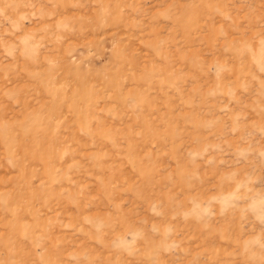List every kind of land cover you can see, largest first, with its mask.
Segmentation results:
<instances>
[{
  "label": "rangeland",
  "instance_id": "1",
  "mask_svg": "<svg viewBox=\"0 0 264 264\" xmlns=\"http://www.w3.org/2000/svg\"><path fill=\"white\" fill-rule=\"evenodd\" d=\"M0 264H264V0H0Z\"/></svg>",
  "mask_w": 264,
  "mask_h": 264
}]
</instances>
